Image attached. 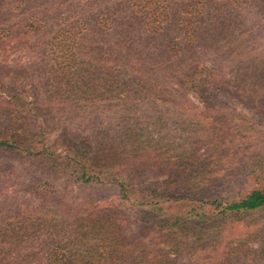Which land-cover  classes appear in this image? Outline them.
Instances as JSON below:
<instances>
[{"label":"trees","instance_id":"1","mask_svg":"<svg viewBox=\"0 0 264 264\" xmlns=\"http://www.w3.org/2000/svg\"><path fill=\"white\" fill-rule=\"evenodd\" d=\"M30 1L31 18L52 5ZM99 9L70 15L59 42L44 39L34 80L0 81V264L228 263L241 252L223 245L219 220L263 211L264 184L231 200L211 198L199 148L177 154L162 132H141L142 115L153 117V128L170 114L172 124L191 127L200 116L184 112H203L226 94L264 120V0H104ZM3 15L0 42L13 33ZM211 56L226 57L232 77L202 64ZM86 112L94 115L90 133L70 127ZM146 163L182 169L179 194L134 184ZM67 178L79 188L114 186L120 201L102 207L89 195L76 198L61 183Z\"/></svg>","mask_w":264,"mask_h":264},{"label":"rangeland","instance_id":"2","mask_svg":"<svg viewBox=\"0 0 264 264\" xmlns=\"http://www.w3.org/2000/svg\"><path fill=\"white\" fill-rule=\"evenodd\" d=\"M76 1L69 0V8L64 7L63 9L57 7L58 1L40 0L42 3L52 5L41 7L40 10L44 13L42 15L38 13V17L34 16L33 18H31L30 10L34 5L30 0H24L23 3L20 0L6 3L0 1V12L4 13L3 21L13 32L12 39H3L0 42V81L5 86H8L15 76L26 81L34 80L36 75L38 76V71L34 69L33 65L42 61L38 54L40 49L45 50L46 48L43 45L44 39L59 42L61 36L57 34V30L63 21L67 23L66 19L72 14H87L89 8L96 14L104 0H97L89 7H85L81 3L80 5L76 4ZM22 32H26L28 37L18 42L17 38L21 37ZM64 33L61 32V35L63 36ZM202 64L214 71L219 70L222 66V71L227 77H232L234 74L232 65L226 57L211 56L203 59ZM47 67L50 68L51 65L48 64ZM190 97L199 107H205L196 93L190 92ZM83 105L91 107L88 104ZM100 105L104 107V103ZM151 110L154 116L155 110L152 108ZM253 111L256 110L248 109L236 97L231 99L228 95L222 94L216 98L211 108H204L203 112L200 110L184 112L187 119L200 116V121L192 123L191 125H194L191 127L188 124L185 125L187 121L182 125L172 124L170 120L172 114H170L165 117L163 128H153L148 120L153 117H150V114H144L142 115L144 118L141 132L150 133L152 139H157L159 133L162 132L165 141H169L173 148H178L177 154H180L184 148L190 149V152L194 151L191 146L195 144L199 148L197 153L205 159V174L209 175V184L206 186L210 188L211 198L219 197L231 200V198H236L239 192L244 193L253 188L258 180L264 184V174L258 171V164L264 165V120L253 119ZM88 113L76 117L70 127L86 129L88 130L86 133H90L94 115ZM101 117V121L107 124L111 118L110 112L102 113ZM114 117L117 118L118 114H115ZM66 123L68 122L66 121ZM145 126H148L146 130H144ZM184 126L189 128H184ZM122 127L123 125L119 128L122 129ZM197 130H199V134L196 133ZM114 132L115 129L112 130V135ZM47 136L51 141L56 137V133H50ZM221 146L225 148L222 154H220ZM190 160L189 158L188 161L190 162ZM181 170L180 168L157 166L156 163L148 166L146 163L138 170L133 183L137 184L143 181L146 184H151V182L153 184L154 182L155 188L172 191L171 196H177L181 190L178 180ZM63 181V185H70L69 188L76 198L80 196L83 199L89 195L93 201L97 200L95 205L103 207L120 201L119 192L114 186L96 185L79 188V185H72L68 178L62 180L61 183ZM137 194V191L131 194L132 200ZM19 195L30 197L29 194L24 193ZM83 200L85 201L87 198ZM133 228L136 229L137 225H134ZM219 228L223 231V245L229 244L234 251L241 252L237 254L238 256H233V259L226 264H264V210L236 213L220 218ZM128 233L132 234L131 231ZM135 234L137 233L135 232ZM181 258L189 259V257Z\"/></svg>","mask_w":264,"mask_h":264}]
</instances>
